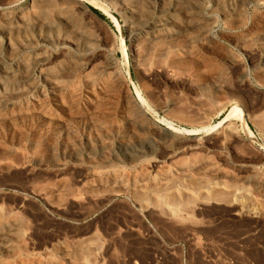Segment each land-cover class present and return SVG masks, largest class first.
I'll return each mask as SVG.
<instances>
[{
	"label": "rangeland",
	"instance_id": "1",
	"mask_svg": "<svg viewBox=\"0 0 264 264\" xmlns=\"http://www.w3.org/2000/svg\"><path fill=\"white\" fill-rule=\"evenodd\" d=\"M84 1L41 43L59 1L0 0V81L29 92L0 112V264H264V0ZM41 57L47 79L23 80ZM167 127L189 137L174 153Z\"/></svg>",
	"mask_w": 264,
	"mask_h": 264
},
{
	"label": "bare ground",
	"instance_id": "2",
	"mask_svg": "<svg viewBox=\"0 0 264 264\" xmlns=\"http://www.w3.org/2000/svg\"><path fill=\"white\" fill-rule=\"evenodd\" d=\"M57 1V0H56ZM59 2L57 3L58 5H56V6H59V8L57 9V12H56V14H55V18H54V20L51 22V23H49V24H47L46 23V21H47V18H46V20L45 19H42L41 21H43L44 23H41L40 25H41V27H40V29H42V28H44V29H42L43 31H40V29H39V33H38V41H42V42H45V41H47L48 40V37H49V31H50V29H52L53 27L54 28H58V29H60V28H62L63 29V27H64V24H63V20H61V18L62 17H60L61 16V14H62V11H63V9H64V7H68V8H72L75 12L77 11V12H86V9H85V7H84V0H58ZM129 0H119V2L124 6V5H127V2H128ZM194 1V0H193ZM218 1V0H217ZM216 1V2H217ZM247 1V0H246ZM164 2V0H154V3L157 5V7H160L161 6V4ZM174 2V1H173ZM177 2V1H176ZM226 2H228V1H226ZM249 2V1H248ZM262 2V1H261ZM222 3V2H221ZM250 3V2H249ZM48 4V3H47ZM50 4V3H49ZM149 4H150V2H149ZM152 4V3H151ZM234 4V3H233ZM51 5V4H50ZM213 5V4H212ZM246 5V4H245ZM263 5V4H262ZM196 6V5H195ZM243 6V5H242ZM168 7V6H167ZM219 7H221V6H219ZM44 8V7H43ZM56 8V7H55ZM123 8V7H122ZM196 8V7H195ZM174 7H169L168 8V12H170V13H173V11H174ZM180 9V8H179ZM229 9V8H228ZM240 9V8H239ZM245 9V8H244ZM45 10V9H44ZM162 10V9H161ZM222 10V9H221ZM226 10V9H225ZM148 11V10H147ZM167 11V10H166ZM224 11V10H223ZM242 11V10H241ZM217 13V12H216ZM215 13V14H216ZM219 14V13H218ZM212 15V14H211ZM223 15V14H222ZM226 15V14H225ZM238 15V14H237ZM244 15V14H243ZM227 16V15H226ZM69 18V17H68ZM193 18V17H192ZM14 20V19H13ZM18 21V20H17ZM40 21V22H41ZM210 21V20H209ZM228 21V20H227ZM26 22V21H25ZM68 22V21H67ZM23 23V22H22ZM28 23H29V21H28ZM46 23V24H45ZM139 23V22H138ZM248 23V22H247ZM36 24V23H35ZM34 23L32 24V26H30V25H28V26H30V28L31 27H34L33 25H35ZM226 24V23H225ZM236 24V23H235ZM37 25V24H36ZM84 25V24H83ZM161 25V24H160ZM27 26V27H28ZM39 26V25H38ZM38 26H36V28H38ZM73 26V25H72ZM75 26V25H74ZM157 26H159V25H157ZM157 26H155V25H152L150 28V31H149V35L148 36H145V38H153L154 39V35H156L157 33H158V27ZM163 26V25H162ZM13 27V26H12ZM188 27V26H187ZM14 28V27H13ZM24 28V27H23ZM74 28V27H73ZM76 28H78V27H76ZM88 28V27H87ZM16 29V28H15ZM61 29V30H62ZM67 29V28H66ZM72 28H70V30H71ZM132 29H134V28H132ZM257 29V28H256ZM260 29V28H259ZM9 30V29H8ZM30 30V29H29ZM32 30V29H31ZM70 30H68V32L70 31ZM78 30V29H77ZM135 30V29H134ZM138 30V29H137ZM18 31H19V28H18ZM27 31V30H26ZM37 31H38V29H37ZM36 31V32H37ZM56 31V30H55ZM63 31V30H62ZM204 31V30H203ZM201 32V34H202V36H206V32ZM210 31V30H209ZM23 32V31H22ZM27 32H29V31H27ZM26 32V33H27ZM31 32V31H30ZM61 32V31H60ZM71 32V31H70ZM130 32V34H129V37H131L133 40H137L138 38H139V34L137 33V31H133V30H131V31H129ZM20 33H21V30H20ZM74 33V32H73ZM22 34V33H21ZM67 34V33H66ZM70 34V33H69ZM68 34V35H69ZM75 34V33H74ZM80 34V33H79ZM169 34V33H168ZM188 34V33H187ZM8 35V34H7ZM60 35V34H59ZM72 35V34H71ZM81 35V34H80ZM147 35V34H146ZM249 35V34H248ZM258 35V34H257ZM256 35V36H257ZM260 35V34H259ZM14 36H16V35H14ZM23 36V35H22ZM63 37L61 38L62 39V41H60L62 44H68V45H71L72 44V41H70L69 39V37L67 36V35H62ZM4 37V36H3ZM8 37L9 36H6V38H7V41H8V43H7V45L9 44V39H8ZM28 37H30V36H28ZM57 37V36H56ZM141 37V36H140ZM255 37V36H254ZM13 38V37H12ZM20 38V37H19ZM157 38H158V36H157ZM185 38V37H184ZM240 38V37H239ZM4 39H5V37H4ZM51 39V38H50ZM141 39V38H140ZM156 39V38H155ZM154 39V40H155ZM205 39V38H204ZM16 40V39H15ZM14 40V41H15ZM152 39H150V41H151ZM76 41V40H75ZM78 41V40H77ZM80 41V40H79ZM139 41V40H138ZM149 41V44L151 43ZM153 41V40H152ZM175 41V40H174ZM180 41V40H179ZM254 41V40H253ZM41 42V43H42ZM85 42V41H84ZM89 42H91V41H89ZM136 42V41H135ZM176 42V41H175ZM33 43H34V41H33ZM33 43H32V45H33ZM74 43V42H73ZM79 43V42H78ZM86 43V42H85ZM138 43V42H137ZM137 43H136V45H137ZM186 43V42H185ZM18 44V43H17ZM35 44H37V43H35ZM34 44V45H35ZM89 44V43H88ZM93 44V43H92ZM173 44H174V42H173ZM198 44V43H197ZM31 45V44H30ZM148 45V44H147ZM205 45V44H204ZM238 45H240V44H238ZM246 45V44H245ZM14 46V45H13ZM78 46H80V45H78ZM90 46V45H89ZM15 47V46H14ZM32 47V46H31ZM110 47V46H109ZM112 47V46H111ZM149 47V46H148ZM169 47V46H168ZM204 47V46H203ZM245 47V46H244ZM261 48H262V46H260ZM16 48V47H15ZM108 48V47H107ZM192 48V47H191ZM194 48V47H193ZM248 48V47H247ZM23 49V48H22ZM60 49H62V48H60ZM164 49H165V47H164ZM202 49V48H201ZM204 49V48H203ZM260 49V48H259ZM12 50V49H11ZM206 50V49H205ZM211 50V49H210ZM91 51V50H90ZM157 51V50H156ZM262 51H264V49L262 50ZM14 52V51H13ZM82 52V51H81ZM255 52V51H254ZM156 53V52H155ZM162 53V52H161ZM248 53V52H247ZM168 54V53H167ZM221 54V53H220ZM90 55V54H89ZM141 55V54H140ZM143 55V54H142ZM170 55V54H169ZM44 56V55H43ZM52 56V55H51ZM82 56V55H81ZM47 57V56H46ZM88 57V56H87ZM189 57V56H188ZM262 57V56H261ZM42 58V57H41ZM55 58V57H54ZM151 58V57H150ZM6 59H7V57H6ZM26 59V58H25ZM33 59V58H32ZM171 59V58H170ZM187 59V58H186ZM185 59V60H186ZM23 60V59H22ZM35 60V59H34ZM148 60V59H147ZM163 60H164V58H163ZM28 61V60H27ZM86 61V60H85ZM47 62H48V60L44 57V58H42V59H38V60H36V61H34V64H33V66H32V69H31V71L29 72V74H26L25 75V77L23 78V80H25V81H27V80H31V79H35V80H37V81H45L46 79H47V75H48V73L46 72V70H45V66H46V64H47ZM177 62V61H176ZM185 62V61H184ZM31 63H33V62H31ZM82 63V62H81ZM167 63V62H166ZM178 63H180V60H179V62ZM5 63H3V60H2V57H0V73H2L3 74V78L4 77H7V78H15L14 77V74H13V72H11L5 65H4ZM187 64V63H186ZM32 65V64H31ZM51 65V64H50ZM137 65V64H136ZM14 66H15V64H14ZM114 62L112 61V59L108 56V58H107V62H106V64H105V66H104V68H103V70H101L102 72H101V75H100V77H103V76H106V75H110V73H111V71H113L114 70ZM155 66V65H154ZM167 66H169V65H167ZM166 66V67H167ZM92 67V66H91ZM162 67V66H161ZM164 67H165V65H164ZM171 67V66H170ZM14 68H16V67H14ZM85 68H86V64H84L83 65V69L85 70ZM154 68V67H153ZM55 69V68H54ZM66 69V68H65ZM83 70V71H84ZM27 71V70H26ZM68 71V70H67ZM75 71V70H74ZM100 71V70H99ZM157 71V70H156ZM170 72V71H169ZM97 73V72H96ZM164 73V72H163ZM22 74V73H21ZM70 74V73H69ZM168 73H166V75H167ZM23 75V74H22ZM71 75V74H70ZM78 75V74H77ZM97 75V74H96ZM95 75V76H96ZM116 75V74H115ZM263 75V74H262ZM15 76H17V75H15ZM21 76V75H20ZM57 76V75H56ZM66 76V75H65ZM22 77V76H21ZM113 77V76H112ZM168 77V76H167ZM170 77H171V75H170ZM2 78V77H1ZM18 78V77H17ZM16 78V79H17ZM264 78V77H263ZM19 79V78H18ZM97 79H98V77H97ZM103 79V78H102ZM2 80V79H1ZM35 80H34V82H35ZM96 80V79H95ZM111 80V79H110ZM122 80V79H121ZM9 81V80H8ZM48 81V80H47ZM50 81V80H49ZM53 81V80H52ZM5 82V81H4ZM10 82V81H9ZM96 82V81H95ZM122 82V81H121ZM6 83V82H5ZM45 83V82H44ZM117 83V82H116ZM4 84V83H3ZM3 84H2V82L0 81V90L2 91V93H4V95L2 96V100L0 101V112L1 111H6V110H10V109H13V108H15L16 106H20V105H22V104H24L25 102H28V94H29V92H28V90L27 91H23V92H19L17 95H11V96H8L9 94H7V90L5 89V87H3ZM33 84V83H32ZM35 84V83H34ZM37 84V83H36ZM52 84V83H51ZM110 84V83H109ZM120 84V83H119ZM20 85V84H19ZM27 85V84H26ZM45 85V84H44ZM54 85V84H53ZM89 85V84H88ZM215 85V84H214ZM14 86V85H13ZM57 86V85H56ZM56 86H54V87H56ZM108 86V85H107ZM22 87V86H21ZM29 87V86H28ZM32 87H34L33 85H32ZM36 87V86H35ZM48 87H49V85H48ZM23 88V87H22ZM25 88V87H24ZM51 88V87H50ZM87 88V87H86ZM27 89V88H26ZM31 89V88H30ZM55 89V88H54ZM63 89V88H62ZM90 89V88H89ZM101 89V88H100ZM16 90V89H15ZM21 90V89H20ZM64 90V89H63ZM87 90V89H86ZM96 90V89H95ZM11 91V90H10ZM57 91V90H56ZM62 91V90H61ZM59 92V91H58ZM63 92V91H62ZM11 93V92H10ZM14 93V92H13ZM51 93V92H50ZM91 93V92H90ZM94 93V92H93ZM107 93V92H106ZM56 92L54 91L53 93H52V96L53 97H56ZM100 95V94H99ZM102 96V95H101ZM104 96H105V94H104ZM1 98V97H0ZM52 99H54V98H52ZM47 101V100H46ZM43 102V101H42ZM93 102V101H92ZM102 102V101H101ZM100 102V103H101ZM112 102V101H111ZM109 103V102H108ZM60 104V103H59ZM38 105V104H37ZM51 105V104H50ZM53 105V104H52ZM96 105V104H95ZM98 105V104H97ZM96 105V106H97ZM49 107V106H48ZM56 107V106H55ZM102 107V106H101ZM24 108V107H23ZM28 109V108H27ZM73 109V108H72ZM104 109V108H103ZM107 109V108H106ZM133 112L135 113V116L138 118V119H142L143 120V118H144V116H145V114H146V111H145V109H144V107L143 106H141V105H138V104H134L133 105ZM58 110V109H57ZM67 110V109H66ZM103 111V110H102ZM111 111V110H110ZM110 111H108V113L110 112ZM121 111V110H120ZM95 112V111H94ZM112 113V112H111ZM120 113V112H119ZM23 114V113H22ZM93 114V113H92ZM96 114V113H95ZM100 114V113H99ZM113 114V113H112ZM121 114V113H120ZM18 116H19V114H17ZM24 115V114H23ZM22 115V116H23ZM108 115V114H107ZM117 115V114H116ZM126 115V114H125ZM125 115H123V116H125ZM128 115V114H127ZM130 115V114H129ZM147 115V114H146ZM16 116V115H15ZM14 116V117H15ZM28 116V115H27ZM38 116V115H37ZM90 116V115H89ZM112 116V115H111ZM118 116V115H117ZM2 117V116H1ZM100 117V116H99ZM119 117V116H118ZM122 117V116H121ZM120 117V118H121ZM12 118V117H11ZM18 118V117H17ZM45 118V117H44ZM72 118V117H71ZM137 118H134V119H137ZM3 119V118H2ZM28 119V118H27ZM87 119V118H86ZM91 119V118H90ZM125 119H127V118H125ZM133 119V118H132ZM7 120V119H6ZM36 120V119H35ZM88 120V119H87ZM93 120V119H92ZM100 120V119H99ZM146 120V119H145ZM9 121V120H8ZM8 121L6 122V123H8ZM11 121V120H10ZM28 121V120H27ZM94 121V120H93ZM18 122H19V120H18ZM62 122V121H61ZM78 122V121H77ZM141 122H143V121H141ZM49 123V122H48ZM67 123V122H66ZM145 123H147V122H145ZM46 125V124H45ZM88 125V124H87ZM92 125V124H91ZM105 125V124H104ZM89 126V125H88ZM100 126V125H99ZM44 127V126H43ZM71 127V126H70ZM90 127V126H89ZM88 127V128H89ZM64 128V127H63ZM92 128H93V126H92ZM104 128V127H103ZM159 128V127H158ZM167 128H169V129H167L166 131H165V133H166V135H164L165 136V138H163V137H160V135H158L160 138H163V139H165V143H164V145L162 144V143H160V145L162 144V148H163V146H164V148H166L169 152H175L176 150H178V149H180V146H182V145H184V144H186L187 143V140L189 139V137H187L186 135H183V133H177V132H174V131H170L171 129H170V127H167ZM65 130L67 129L66 127L64 128ZM83 129V128H82ZM94 129V128H93ZM146 131H149V129L151 130V129H153V130H155L156 129V127H154L153 125H149V126H147L146 127ZM41 130V129H40ZM89 130V129H88ZM59 131V130H58ZM162 131V130H161ZM57 132V131H56ZM65 132V131H64ZM113 132V131H112ZM174 132V133H173ZM11 133V132H10ZM156 133V132H155ZM66 134V133H65ZM70 134V133H69ZM94 134V133H93ZM116 134V133H115ZM157 134V133H156ZM250 135V134H249ZM55 136H56V134H55ZM64 136V135H63ZM70 136V135H69ZM95 136H97V135H95ZM157 136V137H158ZM71 137V136H70ZM249 137V136H248ZM62 138V137H61ZM50 139V138H49ZM93 139V138H92ZM97 139V138H96ZM80 140V139H79ZM101 140V138L99 139V141ZM159 140V139H158ZM55 141V140H54ZM61 142V141H60ZM75 143H76V141H74ZM156 142H157V140H156ZM203 142V141H202ZM87 143H88V141H87ZM120 143V142H119ZM189 143V142H188ZM206 143V142H205ZM190 144V143H189ZM193 144V143H192ZM196 144H199L198 142L196 143ZM90 145V144H89ZM122 146V145H121ZM124 146V145H123ZM73 147V146H72ZM85 147V146H84ZM98 147V146H97ZM160 147V146H159ZM101 148V147H100ZM163 148V149H164ZM153 149V148H152ZM101 150V149H100ZM136 151V150H135ZM141 151V150H140ZM200 153V152H199ZM68 154V153H67ZM146 154V153H145ZM66 155V154H65ZM69 155H71V153L69 154ZM98 156V155H97ZM139 157V156H138ZM138 157H136V158H138ZM153 158V157H152ZM136 160V159H135ZM27 161V160H26ZM151 161V160H150ZM205 162V161H204ZM21 163V162H20ZM6 164V163H5ZM22 164V163H21ZM121 164V163H120ZM207 164V163H206ZM208 164H209V162H208ZM20 165V164H19ZM23 165V164H22ZM153 165V164H152ZM7 166H9V165H7ZM10 166H11V164H10ZM195 167V166H194ZM215 167V166H214ZM178 169V168H177ZM193 170H194V168H192ZM7 171V170H6ZM121 173V172H120ZM168 173V172H167ZM183 173V172H182ZM144 178V177H143ZM255 183V182H254ZM253 183V185H255ZM257 183V182H256ZM59 188V187H58ZM56 190V189H55ZM257 191V190H256ZM258 192H259V190H258ZM56 193V192H55ZM44 195V194H43ZM42 197V196H41ZM25 198V197H24ZM47 200V199H46ZM19 203H21V202H19ZM49 204V203H48ZM50 205V204H49ZM54 205V204H53ZM52 206V205H51ZM55 206V205H54ZM1 207V206H0ZM21 209V208H20ZM2 210H0V221L3 219H5V217H7L6 215H7V213L6 212H1ZM9 214V213H8ZM12 215V214H11ZM13 219V218H12ZM14 223H8V224H5L4 226H3V228L1 229V231H0V253L2 252V251H4V250H6V251H8V250H13L14 248H13V246H14V242L15 241H17V240H15L14 241V239H13V235H14V233L16 232V229L18 228H16L14 225H13ZM16 225V224H15ZM23 230V229H22ZM24 231V230H23ZM23 233V232H22ZM25 233V232H24ZM23 233V234H24ZM21 234V233H20ZM23 234H21V236L19 237V234H18V241L21 243L22 242V245L24 246V244H25V242L27 241V240H24V239H26V237L23 235ZM16 237V236H15ZM29 238V237H28ZM31 240V239H30ZM24 241V242H23ZM15 245H16V243H15ZM26 245V244H25ZM15 247V246H14ZM19 248V250H20V248L22 249V247H18ZM25 250V249H24ZM23 250V251H24ZM16 251V250H15ZM22 251V250H21ZM10 252V251H9ZM9 252H7L8 254H11V253H9ZM17 252V251H16ZM5 253V252H4ZM14 253V252H13ZM19 253V251L17 252V254ZM27 253V252H26ZM25 253V254H26ZM0 255H2V254H0ZM5 255V254H4ZM19 255V254H18ZM6 256V255H5ZM13 256V255H12ZM12 256H10V257H12ZM9 260V259H8ZM25 260V259H24ZM2 262V261H1ZM20 263V262H19ZM4 264V263H3ZM27 264V263H26Z\"/></svg>",
	"mask_w": 264,
	"mask_h": 264
},
{
	"label": "trees",
	"instance_id": "3",
	"mask_svg": "<svg viewBox=\"0 0 264 264\" xmlns=\"http://www.w3.org/2000/svg\"><path fill=\"white\" fill-rule=\"evenodd\" d=\"M95 13H97L101 18L104 19V17L101 14H99L97 11H95Z\"/></svg>",
	"mask_w": 264,
	"mask_h": 264
}]
</instances>
